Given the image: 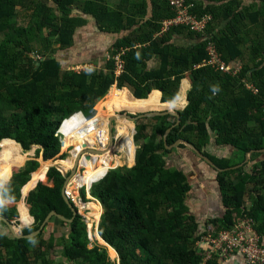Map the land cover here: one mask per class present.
I'll list each match as a JSON object with an SVG mask.
<instances>
[{"label":"trees","instance_id":"1","mask_svg":"<svg viewBox=\"0 0 264 264\" xmlns=\"http://www.w3.org/2000/svg\"><path fill=\"white\" fill-rule=\"evenodd\" d=\"M51 1L56 5L54 11L45 0H0V159L15 155L18 144L24 151L38 146L44 160L56 157L62 147L57 132L64 120L77 112L88 116L86 112L113 86L130 90L135 97L121 90L123 100L115 103L114 113L123 108L139 110L156 105L145 99L152 89L161 92L162 103L175 101L189 76L192 89L189 104L180 113V124L176 125L177 119L171 122L170 115L152 117L156 124L153 119L148 124L137 120L134 139L141 145L134 166L110 169L92 185L91 195L104 208L100 235L118 253L119 264H220L218 258L207 260L204 247L199 245L203 226L188 203L192 190L189 176L183 170L166 167L160 154L170 152L164 135L174 127L166 137L167 145L185 139L223 169L209 165L217 172L223 205L221 213L209 220L214 233L233 229L238 219L248 217L255 222L264 244V159L258 160L262 155L259 150L264 148V49L260 46L264 44V0H260L261 8L258 2L251 7L242 0H197L194 14L213 18L204 36L184 26L163 33V22L176 15L168 0H152V14L146 21V0H120L116 8L107 6L106 0H83L82 15L74 13L79 0ZM28 11L27 26L19 24L17 18ZM87 15L95 19L102 33L128 32L111 52L115 55L126 50L120 75L115 73L112 58L104 70L63 71L56 53L73 47L77 28L86 23ZM242 35L251 40L253 68H243L236 77L207 65L210 42L215 43L228 65L241 60L246 44ZM176 37L188 44H174ZM155 57L160 66L149 69L147 63ZM248 75L257 93L244 87ZM7 110L10 112L5 114ZM79 138L67 137L64 143L75 140L78 146ZM212 143L235 153L229 157L211 154L205 148ZM69 145L64 147L67 151ZM179 147L191 151L184 144ZM133 149L132 142L130 159ZM249 152L250 165L233 169L244 163ZM24 159V154L1 159L0 181L11 176V161L21 166ZM37 165L33 161L27 168L24 180L28 181L30 175L32 180L26 189L45 175L44 170L38 173ZM48 180L54 186L48 197L36 200L38 194L33 193L28 198L31 215L37 221L33 228L23 231L25 234L39 229L52 210L65 209L67 217L73 216L62 197L65 177L51 168ZM248 187L251 190L245 200ZM6 194V189H0V215L11 220L17 210L2 205ZM21 211L27 215L24 207ZM70 227L64 250L68 259L111 264L105 261L104 249L99 252L98 248H87V225L81 215L76 214ZM28 247L29 240L0 232V264H22Z\"/></svg>","mask_w":264,"mask_h":264},{"label":"crops","instance_id":"2","mask_svg":"<svg viewBox=\"0 0 264 264\" xmlns=\"http://www.w3.org/2000/svg\"><path fill=\"white\" fill-rule=\"evenodd\" d=\"M111 1H113V2L115 1L116 4L118 2V0H111ZM146 1H147V16L144 17V21H146V18L147 19L150 18L151 14H152V7H153L152 0H146ZM119 2H120V0H119ZM74 10H77L76 14L82 15L83 8H81L80 10L78 8H75ZM84 18L86 20V23L83 26L79 27V32L77 33V35H79V37L76 36V38L74 39V46L70 50L72 52H77L78 50H79V52H82V54L83 53L88 54L90 51L95 52V53L102 52V51H104L106 44L109 43V41L111 39H114L113 41H110V43H113L114 41H117L120 39V37H119L120 35L123 36L125 34V32L119 33V34H113V35L106 34L104 36L102 35V37H100L99 39H95L96 41L94 40L91 42L89 40V38L91 36V33L93 32V29H97V24H96L97 22L95 21V19L92 16H89V15L84 16ZM137 19L139 20V18H137ZM102 34H105V33H102ZM115 43L116 42H114V44ZM99 54H97V55H99ZM152 59H155V60H152ZM152 59L147 63L148 68L149 69H151V68L156 69V66L157 65L159 66V63H160L158 61L159 59H158V57L157 58L155 57ZM157 62H159V63H157ZM235 64L233 66L232 65H230V66L233 68V67H235ZM86 66L90 67L91 64L87 63ZM191 89H192V82H191L190 77L188 76L185 80H183L182 85H181L180 94L175 101L162 103L161 102V98H162L161 92L158 90L152 89L149 96L145 99H151V100H153V102L155 101L154 104H156V105H152V106H149L145 109H139V110H130L127 108H123L121 110L130 114V115H133V116L141 114V113L152 112V111H159V112L173 111V112L181 113L188 106V94L191 91ZM111 90H117V91L126 90V91H128V93L132 97H134L132 95L131 91L126 89V88L118 90L116 86H113L110 89L108 94H110ZM154 96H155V99H154ZM139 100H142V99H139ZM106 110H108V109H106V108L103 109V111H105V112H106ZM114 110H115V108H114ZM94 111H96L97 114L99 112L98 109H94ZM116 113H119V112H115V115H116ZM97 114L92 116V117H96L94 120L96 122L98 121V123L101 125V129H104V126H102V120L103 119L101 121L96 120L97 116H98ZM111 116H112L111 113H109L106 116L107 120H105V121H107V125H106L107 130L109 129L108 124H109V118ZM170 116L174 121L176 119H178L176 117V115H174V114L173 115L170 114ZM99 117H100V115H99ZM171 118H170V121H171ZM122 119H124V118H122ZM90 120L91 119L85 117L81 121L80 125H77V126L73 127L72 129H70L69 131H67L68 134L74 133V130L77 129L78 133L76 134V137H79L81 135L80 133L82 131H86L88 133L84 134V138L86 140H93V138L95 136V132H94L93 127H92V122ZM117 127H116L115 131L117 130ZM118 131H119V129H118ZM118 131H116L114 133V130H113L115 145H116V141L118 138L117 137ZM9 140H11V139H9ZM2 141H0V151H1ZM12 141H14V140H12ZM15 143H17V142H15ZM18 145H19V152H21V154L25 155V159H24L23 163H21V166H23L25 164L26 160L28 159V157L31 155H30V153L29 154L24 153L21 145L20 144H18ZM73 146H74V144L69 145V147H73ZM63 147H65V145H63ZM36 148H39V147H36ZM115 148H116L115 146H114V148H112V150L110 151V155L113 156L116 153ZM177 148L178 149H176V151H174V153L172 152V154L170 156V159H172V160L168 161V162H170V164H168V167L183 170L189 176V181L192 185V190L190 191L189 196H188V203L191 207L192 213L195 214L198 217V219H200V220H203L209 216L216 217L217 215H219V213L223 209L222 197H221L220 188H219V185L217 182L216 170L213 169L212 167H210L207 162H205L206 166H203L202 164H200L201 159L198 158L191 151H184L185 149H181V147H177ZM76 149L77 150H73V152H69L68 157H70L69 160L71 163L69 168L67 167V164L64 165L65 162L63 164L62 163L58 164V165H63L66 168L67 173H69L73 169L76 157H77L78 153H80L82 151V150H80L79 147ZM228 150L232 151L231 148H228ZM260 153H262V155L259 157L258 160L264 159V152H260ZM62 154L63 153L61 152L58 155L61 156ZM107 156H109V155H107ZM107 156L105 159H107ZM13 157L14 156H11V157L7 156V157H3L1 159L6 160L7 158H13ZM108 158L110 159V156ZM30 159L32 161H36L38 163L37 167L38 166L41 167L44 164L42 166V168H43L42 170H44L43 173L46 174L49 167L52 166L51 163L49 165L47 163H49L50 160H54L55 157L52 159H49V160H44L42 157V154H41L40 160L38 158H30ZM66 160L67 159H65V161ZM113 160L114 159H112V161ZM248 161H249V159L247 160V163H248ZM80 163L82 164L83 162H80ZM85 163L88 164V162H86V161H85ZM21 166H19L17 164V166H13V167H21ZM63 166L62 167L60 166V167L63 169ZM13 167H12V169H13L12 172L14 171ZM187 168H188V170H187ZM86 171H87V168H86L85 172ZM11 176H13V173L11 174ZM11 176L7 180L1 179V181H0V189H6V191H7L6 198L1 202H2L3 206L4 205L14 206L15 209L17 210V216L12 218L11 220L6 218L3 215H0V216L5 217L9 222H11L13 224V226L15 227L16 231H18L21 235L32 234L33 232L40 230L39 233L32 235V237H28V238L22 237L24 239L29 240V247H28V250L26 253V260L22 264H89L88 262L81 260V259H68V257L64 254V242L69 239L68 236L71 232L70 224L73 221V218L75 217L74 215L72 217H67L63 213V212H65V209L63 212H57V211L56 212L58 214L62 215L67 220L61 219L58 216H52L44 224L42 223L41 226L39 227V229L32 231L28 234L23 233V231L33 228L36 224V221H37L31 215V204L28 202L27 194L29 191L33 190V188H35L37 186L36 184L38 183V181H40V179H37V181H35V183L33 185L28 186L26 189V186L29 185L30 181L32 180V177L30 175V179L28 180V182L24 186H22L23 188L21 190V194L19 195V197L17 199L16 198L17 197V195H16L17 186H18L19 182H21L20 181L21 179H17V178L14 179ZM65 179H66V177H65ZM250 190H251L250 187H248L247 191L245 193V200L248 199L249 194H250ZM43 196L45 197L46 195H44V193H39L36 196V200H40L41 198H43ZM83 200L85 202V209L82 208V211L84 210L82 213H80L82 216H84L85 211H89L88 217H90V218L96 217L97 215L101 214L99 212L98 207L88 206V204H87L88 202H86V200L84 198H83ZM64 202H65V200H64ZM22 207H24L26 210V214H27L26 216H24L22 214V211H21ZM68 208H69V206H68ZM4 228H5V231H4ZM89 230L90 229H88V232H89ZM0 232L4 233L5 235H10V236L12 235L9 227L7 226V224L4 221H0ZM22 238H17V239H22ZM94 238H95V240H94ZM88 241H89V243L87 244V248L89 250L94 249V248H98V250L100 252V251H102V249H104L106 251V253L109 252L108 254H111L110 255L111 258H112V256H114L113 253H111V251L116 253V251L113 250V248L109 244H107L97 234H94L92 236V232L88 233ZM94 242H96L97 244L96 243L94 244ZM109 249L111 251H109ZM2 252L4 255L5 251L3 250ZM117 264H119V261H117ZM222 264H244V263H240L237 260H231L228 262H224Z\"/></svg>","mask_w":264,"mask_h":264},{"label":"rangeland","instance_id":"3","mask_svg":"<svg viewBox=\"0 0 264 264\" xmlns=\"http://www.w3.org/2000/svg\"><path fill=\"white\" fill-rule=\"evenodd\" d=\"M229 1V0H228ZM243 1V3L245 4V5H251V7H253V4L255 3V4H257V2H258V7H262V4H263V2L262 1H260V0H242ZM45 2L49 5V6H51V8L53 9V11H54V9L56 8V5L51 1V0H45ZM106 2V5L107 6H109L110 8H116L118 5H119V0H118V2H117V4L115 3V1L113 2V1H111V0H106L105 1ZM113 2V3H112ZM198 2H199V0H198ZM83 3H84V1L83 0H79L78 1V9L80 10L82 7H83ZM77 12V10H74V13H76ZM30 13H31V11H30ZM25 13H22L18 18H17V22L19 23V24H21V25H24V26H27V23H28V21H29V17H28V15H29V11L28 12H26V14L24 15ZM28 14V15H27ZM97 24V23H96ZM47 31L48 30H45L44 31V36H46V33H47ZM79 32V28H77V32H76V35H75V38H76V36H78L79 37V35H77V33ZM128 34V32H126L123 36H125V35H127ZM102 35L104 36V35H106V34H102V32L99 30V28H98V24H97V29H93V32L91 33V36H90V38H89V40L92 42V41H94L95 39H99L100 37H102ZM162 34H158L157 36L159 37V36H161ZM122 35H120L119 37H120V39L123 37ZM242 37H244V40L246 41V44H245V46H244V49H242L243 51H244V57L241 59V60H239L238 62H236V64H235V67H233L234 69H235V73L237 74L236 75V77L237 76H239V74L243 71V68H244V70H247V69H251V68H253V63L254 62H252V60H251V52L249 51V48H250V46H251V40H250V38H249V40H246V37L244 36V35H242ZM114 39H111L110 41H113ZM116 40V39H115ZM96 41V40H95ZM110 41H109V43H107L106 44V46H105V48H104V51H102V52H98V53H95V52H89L88 54L86 53H83L82 54V52H79V50L77 51V52H72V51H70L71 50V48L70 49H68V50H66V51H60V52H57L56 54V56L58 57V59H59V61H60V63H61V65H62V68H63V71H73V72H87V71H89V70H96V71H100V70H104L105 68H107V66H108V63L110 62L109 60L112 58V56L114 55V54H112L111 52H112V50H114V48H113V44H114V42H117V41H114L113 43H110ZM174 44H176V45H182V46H185V45H187L188 44V41H185L183 38H181V37H176L175 38V40H174ZM34 45V47L35 48H37V46H36V43H34L33 44ZM74 46V45H73ZM263 49H264V44H262L261 43V45H260ZM56 48V47H55ZM73 48V47H72ZM89 51V50H88ZM76 53V54H75ZM100 53V54H99ZM97 54H99V55H97ZM117 55V53L114 55V56H116ZM152 60H155V59H152ZM159 62H160V60H158ZM159 62H157V63H159ZM87 63H90L91 64V66L90 67H87L86 65H87ZM159 66H160V63H159ZM159 66L157 65L156 66V69H158L159 68ZM151 69H154V68H151ZM106 71V70H105ZM120 75V74H119ZM251 79V80H250ZM250 81H252L253 82V78L250 76V75H248L247 76V79H244L243 80V83H244V87L247 89V87L249 88V89H251V87H253V85H252V83L250 82ZM248 90V89H247ZM109 94H107L106 96H104L101 100H99L98 102H97V104L95 105V107L92 109V110H89L88 112H86V114L88 115V116H86V115H84L86 118H92V116H94V115H96L97 113H96V111H94V109H98V116H97V119L96 120H102V126H104V128H106V125H107V121H105V120H107V115L110 113L108 110H106V112L105 111H103V109H104V107H102V108H98L99 107V105L100 104H102L106 99H107V96H108ZM189 95V94H188ZM188 104H189V100H188ZM0 108H1V106H0ZM5 109H9V108H5ZM10 112V110H7L6 112H5V114L7 113H9ZM117 112H119V113H126V112H124V111H122V110H118ZM119 113H116V114H119ZM104 114V115H103ZM135 114V113H134ZM99 115H100V117H99ZM102 115V116H101ZM104 116V117H103ZM106 117V118H105ZM105 118V119H104ZM150 119H153V118H144L143 119V121H144V123H150V122H152ZM121 120L123 121V122H121ZM154 120V119H153ZM116 121H119V122H116ZM171 122H174V120L171 118ZM125 124V125H127V123L129 124V126L130 127H128V129L125 131V133H118L117 134V141H116V145H115V140H114V146L115 147H117L121 142H123L124 141V139L126 138H128V137H130L131 138V140H132V142H133V146H134V149H133V158L132 159H130L129 157H128V155H127V150L126 149H123L122 150V148H119L117 151H116V153L113 155V159L114 160H117L118 161V164H116V162H114V160L113 161H111V165H110V168L109 169H114V168H118V167H132V166H134V163H135V161H136V157H137V155H138V152H139V148H140V145H141V141H139V142H136L135 140L136 139H134L135 137H136V133H137V130H136V127H137V124H136V122H133V121H130V120H127V119H118V120H115V122H113V130H114V133L117 131H115V129H116V127L117 126H119V125H122V124ZM132 123V124H131ZM154 123L156 124V120H154ZM158 123V122H157ZM124 124L122 125V126H124ZM129 133H128V132ZM106 132H107V134H108V130H106ZM78 133V130L76 129V130H74V133H69L68 134V132H66L65 134H63V135H65L66 136V138L67 137H76V134ZM151 133V132H150ZM150 133H148V134H150ZM59 136V138L60 139H63V136H61L60 134L58 135ZM123 139V140H122ZM77 142L76 141H71V142H69V143H63V145H67V144H74L75 146H77V144H76ZM63 145H62V147H61V151H60V153L62 152L63 154L61 155V156H59V155H57L56 157H55V159L54 160H50V162L49 163H47L48 165L51 163L52 164V166L51 167H49V169L47 170V172H46V174L42 177V178H40V181H38V183L36 184L37 186L35 187V188H33V190H31V191H29L28 192V194H27V199L30 197V195L31 194H39V193H44V195H46L45 197H48L49 196V193H50V191L53 189V182L52 181H49L48 180V173H49V171H50V169L51 168H54L55 170H57L63 177L65 176L64 174H66V168L63 166V165H58L59 163H64V164H67V167L69 168L70 167V165H71V163H70V160H69V158L70 157H68L69 156V152H72L73 150H77L76 148H73V147H69L68 148V151L67 150H65V148L63 147ZM36 147H38V146H33V147H31V149L29 150V151H24V153H30V155L31 156H29L28 157V159L26 160V162H25V164L23 165V166H21V167H13L14 168V171L12 172L13 173V176H11L12 178H17V179H21L20 181L21 182H19V184H18V186H17V193H16V195H17V199H18V197H19V195L21 194V190H22V186H24L28 181H26L25 182V173H26V171H27V168H29V165L33 162L30 158H38L39 160H40V156H41V152L39 153V151H38V148H36ZM176 149H178L177 147H174V148H172V149H170V152H168V153H164V151H162L160 154L162 155V157H163V159L165 160V163H166V167H168V164H170V162H168V161H170V160H172V159H170V156H171V154H172V152L174 153V151H176ZM182 149V148H181ZM115 150H116V148H115ZM205 150H207L208 152H210L211 154H214V155H219V156H226V157H229V156H233V154L235 153V151H229L228 150V148L227 147H224V148H221V147H218V146H215V143H212L210 146H208V147H206L205 148ZM184 151H189L188 149H185ZM125 152V153H124ZM193 152V151H192ZM234 152V153H233ZM124 153V154H123ZM194 153V152H193ZM18 155H21V152H17L15 155H13L14 157L13 158H15V157H17ZM123 155V156H122ZM198 158H200L198 155H196ZM58 157V158H57ZM127 158V159H126ZM65 159H67L66 161H65ZM201 159V158H200ZM249 159V161H250V157L249 158H247V155H246V158H245V160H244V163H240V164H238V165H242V166H240V167H243L244 166V164H246L247 163V160ZM1 160V159H0ZM240 160H241V158H239L238 159V161L237 162H240ZM199 161V160H198ZM21 164V163H20ZM83 165H87L86 163H85V161H83V163H82ZM200 164H202L203 166H206V164H205V161L203 160V159H201V161H200ZM248 165H250L249 163H247ZM11 165H14V166H17V164H15L14 163V161H11V163H10V166ZM44 165V164H43ZM42 165V166H43ZM42 166L39 168V170H38V173L39 172H41V170L43 169L42 168ZM63 166V169L61 168V167ZM112 166V167H111ZM47 167V166H46ZM108 169V170H109ZM177 169V168H176ZM187 170H188V168H187ZM43 171V170H42ZM33 183H34V181H33ZM40 187V188H39ZM83 190L84 189H81V191H79V193L81 194V196L83 195ZM44 197V196H43ZM85 200H86V202H88L87 204H88V206H93V207H98V209H99V212L101 213L100 215H97L96 217H88V212L89 211H85L84 212V216L85 217H82L83 219H84V221H85V223H86V225L88 226L87 227V233H91L92 232V236L94 235V234H97V235H99L100 237H101V235H100V228H101V223H102V216H103V214H104V208H103V206H102V203L99 201V200H97L95 197H93L92 195H91V193H90V197H89V194L88 193H84V195L82 196ZM247 204H249V202H247ZM59 206V205H58ZM62 211V210H61ZM218 212V211H217ZM221 213V212H220ZM210 218H212L211 216H209V217H206L205 219H203V220H200V222L202 223V226H203V228L201 229V232L202 233H204L203 231L205 230V229H207V227H208V225L210 224L209 222V220H210ZM211 225V224H210ZM66 229V228H65ZM88 229H90L89 230V232H88ZM67 230V229H66ZM4 231H5V228H4ZM102 238V237H101ZM94 240H95V238H94ZM104 240V239H103ZM66 242L67 241H65L64 242V250H65V245H66ZM106 242V241H105ZM96 242H94V244H95ZM107 243V242H106ZM97 244V243H96ZM108 244V243H107ZM112 247V246H111ZM113 248V247H112ZM113 250H115L114 248H113ZM109 251H111L110 249H109ZM3 253V252H2ZM109 253V252H108ZM107 253V259L105 260L106 262H110L111 264H117V261H119V255H118V253L116 252V253H114V252H112L111 251V253H113V255L114 256H112V258H111V254H108ZM214 260V259H213ZM228 261H231V260H228ZM228 261H218L220 264H222V263H224V262H228Z\"/></svg>","mask_w":264,"mask_h":264},{"label":"built area","instance_id":"4","mask_svg":"<svg viewBox=\"0 0 264 264\" xmlns=\"http://www.w3.org/2000/svg\"><path fill=\"white\" fill-rule=\"evenodd\" d=\"M197 0H168L170 6L175 11V18L163 22L162 32L169 31L173 27L184 26L189 28L191 31L200 33L203 36L207 34V29L212 21V16H205L200 18L197 14H194L195 2ZM206 40L209 41L208 38ZM209 54V62L207 65L212 66L216 71L230 74L236 76L235 69L228 65L222 60V55L218 51L214 42H210L207 48ZM126 50H120L116 56L112 59L116 66V75L122 73L123 71V61L121 57L125 54ZM248 90L257 93L254 87ZM81 114L83 118L85 117L82 112H77ZM75 113V114H77ZM73 114V115H75ZM96 117L89 118L92 122V127L95 132L93 140H86L78 145L73 146V148H80L79 158L80 162L84 160L86 162L94 161L95 171L98 169L99 165L104 164V159L106 155V150H108V134L102 131L101 125L94 119ZM60 130V129H59ZM59 132V131H58ZM88 133V132H86ZM104 133H106V138L104 140ZM61 139L62 142L67 140L65 135ZM83 136V134L81 135ZM110 168V167H109ZM108 168V169H109ZM105 170L104 174L100 177H94L90 183H85L80 181L81 176L84 177V172L86 170L85 165L80 163L76 177H73L71 183H69L64 189V196L69 200V202L74 206L77 214L81 215L82 208L85 209V202L83 197L79 193L81 189H84L86 193L89 194L93 184L99 182L108 172ZM66 172L64 177H67ZM82 216V215H81ZM84 217V216H82ZM255 222L248 217H243L238 219L236 226L230 230H224L218 234L214 233V228L212 225L208 226L203 232V236L199 242L202 244L205 250L206 259L218 258L219 261L237 260L244 264H264V244L261 243V236L256 231ZM208 233V234H206ZM206 234V235H205Z\"/></svg>","mask_w":264,"mask_h":264},{"label":"water","instance_id":"5","mask_svg":"<svg viewBox=\"0 0 264 264\" xmlns=\"http://www.w3.org/2000/svg\"><path fill=\"white\" fill-rule=\"evenodd\" d=\"M170 114L176 115V117L178 118L176 125L180 124V122H181V115H180V113L173 112V111H163V112L152 111V112L141 113V114L134 115V116L133 115H130L128 113H119V114H116L115 116H113V117H111L109 119V124H108L109 125V127H108L109 128L108 129L109 146H108V150H106V151H111L112 148H114L113 122L115 120L124 118V119H127V120H130V121L135 122V121H137L139 119H143V118H152V117H155V116H164V115H170ZM173 128L174 127H171L170 129H167V131H166V133L164 135V141H165V147H166V149L170 150V149H172L174 147H179V145L184 144L187 148H189L191 151H193L196 155H198L201 159H203L205 162H207L210 166H212L215 169H218L219 171H222L223 170V169L217 168L216 164L214 163V161L209 156H207L203 151H201L200 149H198L194 144H192L191 142H189V141H187L185 139H179L175 144H173V145H167V143H166V137H167L168 133H170L172 131ZM58 131L60 132V130H58ZM259 152H264V148L261 149V150H259ZM251 154H252V152H249L247 154V158H249L251 156ZM240 166H242V165L235 166V167H233V169H237ZM226 170H228V169H226ZM72 180H73L72 175H68L66 177L65 182H64V185L62 187V197L65 200V202L67 203V205L69 206V208L72 210L73 215L76 216L77 212H76L74 206L64 196V189H65V187L69 183L72 182ZM52 216H58L61 219L67 220L62 215L58 214L55 210H52V211L49 212V214L45 218L43 224L46 221H48ZM0 221H4L7 224V226L9 227L12 235L15 238H22V237L28 238V237H32V235H35V234H37V233L40 232V230H37V231L33 232L32 234L21 235L18 231H16L15 227L13 226V224L11 222H9L5 217L0 216Z\"/></svg>","mask_w":264,"mask_h":264},{"label":"bare ground","instance_id":"6","mask_svg":"<svg viewBox=\"0 0 264 264\" xmlns=\"http://www.w3.org/2000/svg\"><path fill=\"white\" fill-rule=\"evenodd\" d=\"M157 98V97H156ZM159 98V97H158ZM154 99H155V96H154ZM123 100V91H117V90H111L110 94L107 96V99L99 105V109L104 107L106 109H108V111L112 114L111 117L115 116V113H114V104L116 102H121ZM157 100V99H156ZM155 102V101H154ZM114 113V114H113ZM110 117V118H111ZM85 118V117H84ZM83 116L81 114H75V115H71L69 117H67L65 119V121L63 122V125L61 126L60 128V132L63 134H65L67 131H69L70 129H72L73 127L77 126V125H80L81 121L84 119ZM109 118V119H110ZM119 122V121H117ZM121 122H123L121 120ZM124 124V123H123ZM122 124V125H123ZM132 124V123H131ZM122 125H119L117 127V131L118 129L122 130V133H125V131L128 129L129 124L127 123V125L124 124V126ZM106 128L102 129V131H105ZM128 132V131H127ZM86 133V131H82L80 134L83 136L80 135V138H79V141H80V144L84 141H86V139L84 138V134ZM129 133V132H128ZM106 133H104V140L107 139L106 138ZM123 140V139H122ZM132 144V140L130 137H128L127 139L125 138L123 142H121L117 147L116 149L118 150L119 148H122L123 149H126L127 150V155L129 153V150H130V146ZM73 152V151H72ZM125 153V152H124ZM123 153V154H124ZM79 155L80 153H78L77 157H76V160H75V163H74V166H73V169L68 173L70 175H72L73 177H76V174L78 172V168L80 166V158H79ZM110 156V159L108 158ZM107 156V159H104V164L102 165H99L98 169L95 171V165H94V161H90L88 162L87 165H85V167L87 168V171L84 172V177L81 176V179L80 181L82 182H85V183H90L91 180L94 179V177H100L104 174L105 170L108 169L110 167V164H111V161L113 159V156L110 155V151H107L106 152V155L105 157L103 158H106ZM123 156V155H122ZM127 159V158H126Z\"/></svg>","mask_w":264,"mask_h":264},{"label":"clouds","instance_id":"7","mask_svg":"<svg viewBox=\"0 0 264 264\" xmlns=\"http://www.w3.org/2000/svg\"><path fill=\"white\" fill-rule=\"evenodd\" d=\"M64 121H65V120H64ZM62 124H63V123H62ZM60 128H61V127H60ZM59 134H60V132H57V135H59ZM60 140H61V139H60ZM63 143H64V142L61 141V144H62V145H63ZM108 144H109V135H108ZM109 170H110V169H109ZM109 170H108V171H109Z\"/></svg>","mask_w":264,"mask_h":264}]
</instances>
